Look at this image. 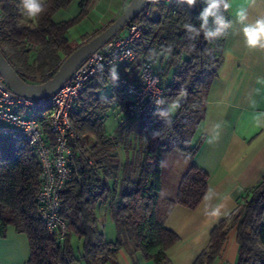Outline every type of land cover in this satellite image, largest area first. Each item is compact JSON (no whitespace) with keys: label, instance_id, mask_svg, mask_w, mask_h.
<instances>
[{"label":"trees","instance_id":"1","mask_svg":"<svg viewBox=\"0 0 264 264\" xmlns=\"http://www.w3.org/2000/svg\"><path fill=\"white\" fill-rule=\"evenodd\" d=\"M91 1L79 0V12L74 17L56 22L54 14L67 8L72 0H47L46 11L33 22L21 17L19 0H0V50L26 82L41 83L51 78L66 56L112 21L72 46L67 31L86 16ZM203 6L200 0L191 9L176 0H158L153 3L151 17L144 19L140 36L132 42L136 63L146 55L159 57L156 71L164 81L167 100L182 91L187 93L180 109L172 115L171 124L157 116L146 121L132 120L126 128L119 126L117 135L110 137L105 132L102 113L110 99L98 96L99 86L94 79L85 84L77 99L78 110L71 115L78 137L74 149L80 151L81 161L77 177L68 181L60 193L59 216L67 223L62 238L49 233L37 213L40 165L33 148L0 134L1 235L7 225L26 234L30 250L27 264H119L116 255L121 247L131 257L139 251L154 264H171L168 250L179 236L165 226V221L175 205L197 208L207 192L208 174L191 163L181 176L175 198H167L161 186L162 159L171 154L191 159L197 153L202 138L195 144L191 140L204 118L227 37L212 42L202 35L189 39L183 26H198L196 17ZM128 70L124 71L126 76ZM168 74L170 78L165 80ZM100 78L101 82H111V99L124 111L128 96L108 77ZM90 137L94 142L89 145ZM115 147L125 152L134 150L132 158L121 164ZM99 203L109 206L115 242L107 241L99 226L95 210ZM263 213L264 176L214 226L208 246L192 264H212L233 228L238 245L235 264H264ZM72 235L81 240L78 257L71 245Z\"/></svg>","mask_w":264,"mask_h":264},{"label":"crops","instance_id":"2","mask_svg":"<svg viewBox=\"0 0 264 264\" xmlns=\"http://www.w3.org/2000/svg\"><path fill=\"white\" fill-rule=\"evenodd\" d=\"M129 1L92 0L86 16L77 23L85 20L89 22L88 26L81 33L72 36H69L72 27L67 31L70 44L78 45L77 41L98 30L103 25V20L109 22L116 18L121 12L120 9ZM75 2L78 7L79 0ZM232 5L233 8L228 12L230 19H235L234 11L238 7H247L251 20L264 16V0H255V3H250L249 0H232ZM68 8L57 11L53 20L63 22L70 19L67 14ZM109 15L111 18L106 19ZM158 62L159 57L155 62L156 69ZM137 63L127 72L131 80L136 79ZM170 75L168 74L165 80H168ZM100 77L103 76H98L93 81L99 86L98 96L110 99L109 106L102 112L103 125L106 134L115 137L124 111L115 99H111V82H101ZM161 82L164 85L163 79ZM258 112H264V50L248 48L242 36L229 32L224 43L223 61L208 93L204 118L191 140V143L195 144L202 138V143L193 158L186 157V162L179 157L183 156L181 154H171L175 155L173 157L167 155L170 156L168 164L173 158L171 162L174 164V171L163 176L161 167L164 196L175 198L181 176L193 163L208 174L207 190L212 187L218 197L225 195L230 197L226 202L230 213L245 191L256 185L264 176V127H256L252 119ZM109 114L118 119L113 129L106 126L105 120ZM217 133L218 138L214 139ZM210 140L213 142L209 143ZM93 142V137H90L89 145ZM115 150L121 164L131 159L134 151L125 152L119 147H115ZM204 203L203 199L195 209L175 205L167 217L165 226L179 236V240L168 250L171 264H192L208 246L211 230L226 217L210 222L203 214ZM95 210L99 222L104 221L103 217L109 216L111 222L109 238H106L104 230L106 223L102 231L107 241L115 242L116 229L108 204L99 203ZM262 222L264 224V213ZM73 237L76 236L72 235L71 245L75 256L78 257L81 254V240L76 238L75 244L79 252L77 256L72 243ZM237 251L236 231L233 228L226 235L219 255L212 264H235ZM29 254V243L25 233L18 232L13 225H7L2 236L0 227V264H27ZM116 256L119 264H154L153 261L146 260L139 251L131 257L123 247L118 249ZM73 264L83 263L76 261Z\"/></svg>","mask_w":264,"mask_h":264},{"label":"built area","instance_id":"3","mask_svg":"<svg viewBox=\"0 0 264 264\" xmlns=\"http://www.w3.org/2000/svg\"><path fill=\"white\" fill-rule=\"evenodd\" d=\"M152 9L153 3L147 0L136 15L139 18L134 17L123 28V35L118 34L99 46L48 95L32 98L18 94L0 74V134L33 148L40 165L37 213L46 230L60 238L67 232V223L59 216L60 193L68 181L77 177L81 161L80 151L74 149L78 137L71 115L78 110L77 99L85 84L98 76L108 77V68L118 63L120 80L116 87L128 96L119 125L153 117V95L166 94L156 71L155 55L139 58L135 80L124 74L137 61L132 42L140 36L144 19L151 17ZM99 226L103 228V222Z\"/></svg>","mask_w":264,"mask_h":264},{"label":"clouds","instance_id":"4","mask_svg":"<svg viewBox=\"0 0 264 264\" xmlns=\"http://www.w3.org/2000/svg\"><path fill=\"white\" fill-rule=\"evenodd\" d=\"M152 3L158 0H151ZM178 4L187 5L190 9L195 7L198 0H176ZM204 5L198 16V26L192 23L184 24L189 39L195 40L201 35L203 38L212 42L225 37L231 32L233 35H240L245 45L250 49L264 50V16L254 20L250 19L247 7H238L234 11L235 19H230L226 13L232 8V0H200ZM255 3V0H249ZM47 0H19V12L25 21H36L46 11ZM171 51V49H167ZM118 63H112L108 68V77L116 85L120 80ZM103 70V65L100 66ZM186 91H182L176 98L167 100L163 95H153L152 103L155 105L154 116L171 124V117L181 107V100L186 97ZM255 103L254 101L252 102ZM253 123L256 127H264V112H258L253 116ZM219 128V125L216 126ZM218 138V133L214 139ZM213 141L210 140L209 143ZM203 214L210 222H216L221 217L229 214L227 201L228 195L218 197L214 188L209 187L204 196ZM215 201V202H214Z\"/></svg>","mask_w":264,"mask_h":264},{"label":"water","instance_id":"5","mask_svg":"<svg viewBox=\"0 0 264 264\" xmlns=\"http://www.w3.org/2000/svg\"><path fill=\"white\" fill-rule=\"evenodd\" d=\"M147 0H130L123 11L103 30L77 46L58 66L51 78L41 83L26 82L0 50V74L5 82L18 94L26 97H41L55 91L92 52L114 37L129 23Z\"/></svg>","mask_w":264,"mask_h":264},{"label":"rangeland","instance_id":"6","mask_svg":"<svg viewBox=\"0 0 264 264\" xmlns=\"http://www.w3.org/2000/svg\"><path fill=\"white\" fill-rule=\"evenodd\" d=\"M76 0H72V2H71V4H70V6H68L69 8H68V12H67V14L69 15V17L70 18H72V17H74L78 12H79V7H77V3L75 2ZM128 4V3H127ZM125 6V5H124ZM122 7V9H120L121 10V12L123 11V9L125 8V7ZM120 12V13H121ZM118 16V15H117ZM109 18H111V15H109V17H106V19H109ZM107 21H105V20H103V25H101V27H103V26H105L104 24L106 23ZM88 21H83V22H81V23H79V24H76L74 27H72V29H70V32H69V36H72L73 34H79V33H81L82 32V30H84L87 26H88ZM100 27V28H101ZM118 34H124V30L122 29V30H120L116 35H118ZM115 35V36H116ZM86 36V35H85ZM84 36V37H85ZM84 37L82 38H80L78 41H77V43L78 44H80V43H82V41L84 40ZM2 50L4 51L5 50V48H2ZM11 61H13V59H11ZM174 114V113H173ZM123 118H124V113H123ZM106 126H107V128H110V129H113L115 126H116V124H117V121H118V119H117V117H114V116H112L111 114H109L107 117H106ZM119 123H120V121H119ZM128 125V122H125V123H123L122 125H119V126H122V127H125L126 128V126ZM119 148H121V147H119ZM172 157L173 156H175V155H171ZM170 156H164L163 157V159H162V168H163V176H166V174L167 173H169L170 174V172H173L174 171V164H173V162H171L172 160H173V158H171L172 160H170V162H169V164H168V161H169V158ZM183 161H185L186 162V160H187V158L185 157V156H179ZM168 175V174H167ZM103 219H104V221H103V224H105L106 223V227H105V233H106V238H109V232L111 231V225H110V219H109V216H106L105 218L103 217ZM75 242H76V238L75 237H73V239H72V243H73V246H74V248H75V252H76V255L78 256L79 255V252H78V250H77V247H76V244H75Z\"/></svg>","mask_w":264,"mask_h":264}]
</instances>
